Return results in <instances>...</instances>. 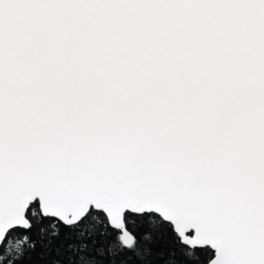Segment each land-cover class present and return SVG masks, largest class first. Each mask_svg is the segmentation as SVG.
I'll return each instance as SVG.
<instances>
[{"label": "snow or ice", "instance_id": "1", "mask_svg": "<svg viewBox=\"0 0 264 264\" xmlns=\"http://www.w3.org/2000/svg\"><path fill=\"white\" fill-rule=\"evenodd\" d=\"M0 264H264V0H0Z\"/></svg>", "mask_w": 264, "mask_h": 264}]
</instances>
